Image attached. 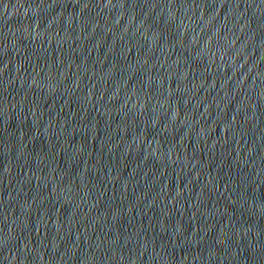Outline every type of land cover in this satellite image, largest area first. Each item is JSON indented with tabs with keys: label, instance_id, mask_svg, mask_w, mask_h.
Wrapping results in <instances>:
<instances>
[{
	"label": "water",
	"instance_id": "95a60500",
	"mask_svg": "<svg viewBox=\"0 0 264 264\" xmlns=\"http://www.w3.org/2000/svg\"><path fill=\"white\" fill-rule=\"evenodd\" d=\"M0 264H264V0H0Z\"/></svg>",
	"mask_w": 264,
	"mask_h": 264
}]
</instances>
